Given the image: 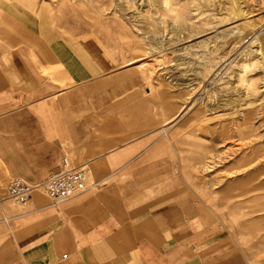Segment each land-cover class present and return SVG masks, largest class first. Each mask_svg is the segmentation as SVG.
<instances>
[{"label":"crops","instance_id":"0c3cea01","mask_svg":"<svg viewBox=\"0 0 264 264\" xmlns=\"http://www.w3.org/2000/svg\"><path fill=\"white\" fill-rule=\"evenodd\" d=\"M65 31L47 0H0V160L30 183L63 159L90 176L56 208L0 199V264H264L260 216L234 215L244 249L181 188L196 147L180 139L179 89L97 32Z\"/></svg>","mask_w":264,"mask_h":264},{"label":"rangeland","instance_id":"374dc122","mask_svg":"<svg viewBox=\"0 0 264 264\" xmlns=\"http://www.w3.org/2000/svg\"><path fill=\"white\" fill-rule=\"evenodd\" d=\"M47 17L65 34L95 31L123 46L125 59L179 89L180 139L196 147L181 188L211 211L215 237L246 249L234 215L264 222V0H47ZM0 176V199L22 209L5 197L12 177L1 160Z\"/></svg>","mask_w":264,"mask_h":264},{"label":"built area","instance_id":"2783aa9c","mask_svg":"<svg viewBox=\"0 0 264 264\" xmlns=\"http://www.w3.org/2000/svg\"><path fill=\"white\" fill-rule=\"evenodd\" d=\"M88 187V168L84 165L70 166L68 161L63 159L59 168L40 182L30 183L19 176H13L6 186L5 197L23 206L33 191L42 189L52 203L59 204Z\"/></svg>","mask_w":264,"mask_h":264},{"label":"bare ground","instance_id":"6f19581e","mask_svg":"<svg viewBox=\"0 0 264 264\" xmlns=\"http://www.w3.org/2000/svg\"><path fill=\"white\" fill-rule=\"evenodd\" d=\"M179 8H180V7H178V8H174L173 13L177 14Z\"/></svg>","mask_w":264,"mask_h":264}]
</instances>
